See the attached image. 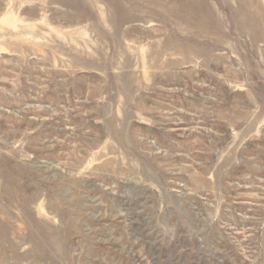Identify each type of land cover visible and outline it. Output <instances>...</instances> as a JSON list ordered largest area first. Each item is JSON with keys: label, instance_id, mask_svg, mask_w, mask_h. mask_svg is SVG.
Returning a JSON list of instances; mask_svg holds the SVG:
<instances>
[{"label": "rangeland", "instance_id": "rangeland-1", "mask_svg": "<svg viewBox=\"0 0 264 264\" xmlns=\"http://www.w3.org/2000/svg\"><path fill=\"white\" fill-rule=\"evenodd\" d=\"M0 264H264V0H0Z\"/></svg>", "mask_w": 264, "mask_h": 264}]
</instances>
